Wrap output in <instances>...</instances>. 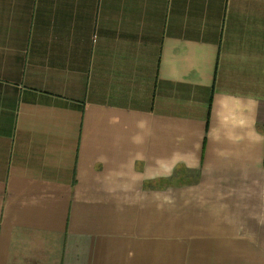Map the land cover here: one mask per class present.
<instances>
[{"label": "crops", "instance_id": "1", "mask_svg": "<svg viewBox=\"0 0 264 264\" xmlns=\"http://www.w3.org/2000/svg\"><path fill=\"white\" fill-rule=\"evenodd\" d=\"M0 264H264V0H0Z\"/></svg>", "mask_w": 264, "mask_h": 264}]
</instances>
